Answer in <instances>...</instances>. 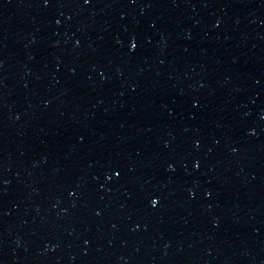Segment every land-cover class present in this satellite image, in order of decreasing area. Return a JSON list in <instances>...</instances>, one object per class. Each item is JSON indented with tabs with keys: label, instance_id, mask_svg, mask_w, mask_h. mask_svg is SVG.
I'll use <instances>...</instances> for the list:
<instances>
[{
	"label": "water",
	"instance_id": "1",
	"mask_svg": "<svg viewBox=\"0 0 264 264\" xmlns=\"http://www.w3.org/2000/svg\"><path fill=\"white\" fill-rule=\"evenodd\" d=\"M0 264H264L114 0H0Z\"/></svg>",
	"mask_w": 264,
	"mask_h": 264
}]
</instances>
